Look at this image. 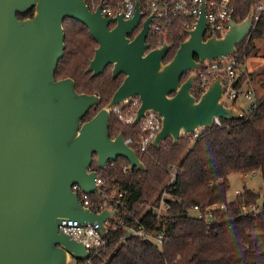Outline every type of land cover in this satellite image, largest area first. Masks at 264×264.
<instances>
[{
	"label": "water",
	"instance_id": "obj_1",
	"mask_svg": "<svg viewBox=\"0 0 264 264\" xmlns=\"http://www.w3.org/2000/svg\"><path fill=\"white\" fill-rule=\"evenodd\" d=\"M140 2L135 0L133 16L125 18L122 12L103 15L101 2L92 10L85 0H0V264L86 260L85 244L58 228L65 218L97 222L106 235L105 221L116 210H90L71 186L77 183L87 193L96 189L95 172L86 170L93 156L100 168L120 156L130 168L145 167L123 131L109 136L115 105L137 95L132 124L146 110L161 116L155 147L168 137L176 144L181 135L212 127L215 118L242 117L234 104L223 103L220 75L198 97L192 89L199 62L237 52V44L251 34L253 8L240 21L230 16L222 34L205 36L201 0L194 26L164 61L172 45L147 42L154 12L142 19ZM30 9L31 16H17ZM65 18L85 24L97 42L85 72L93 77L110 64L112 77L124 75L110 100L85 121L82 117L100 94L77 92L72 77H55L64 52Z\"/></svg>",
	"mask_w": 264,
	"mask_h": 264
},
{
	"label": "trees",
	"instance_id": "obj_2",
	"mask_svg": "<svg viewBox=\"0 0 264 264\" xmlns=\"http://www.w3.org/2000/svg\"><path fill=\"white\" fill-rule=\"evenodd\" d=\"M101 1L96 0V3ZM111 1L117 4L123 0ZM256 2L230 0L232 18L242 20ZM32 14L33 9H30L18 12L17 16L23 18ZM181 21L178 18L174 20L165 38L150 34L147 39L151 47L164 41L172 45L164 61L173 56L179 43L187 36ZM63 27L64 52L57 63L55 77H72L77 92L100 94V101L82 117L85 121L110 100L124 75L120 73L112 77V66L109 64L103 72L91 77L85 68L97 42L86 25L74 18H65ZM262 37L264 11L257 18L251 34L237 44L236 53L242 58L254 53L255 39ZM249 76L264 90V65L249 72ZM108 128L110 137L123 131L124 137L137 139L138 125L124 124L114 113L110 114ZM131 145L135 148L134 143ZM137 154L144 168H130L129 161L120 156L107 169L109 181L118 182L128 189L126 210H119V215L126 225H131L136 217L142 215L143 204L150 201L164 185L166 167L179 164L177 183L172 188L177 198L173 203V216L160 222L149 213L145 214L154 225L166 229L167 238L160 246L137 235L121 238L124 234L119 226L108 232L105 247L91 257V264H264V185L257 191L244 187L233 198L227 197L230 172L258 171L264 182V91L257 95L256 106L244 111L240 118H220V124L202 128L194 139L192 134L181 135L173 144L168 137L158 147L151 144L147 152L137 151ZM90 165L97 167L95 156ZM211 202L227 204L225 209L214 212L216 221L211 225L203 219L187 215L190 206ZM258 202V211L242 212V205ZM84 263L85 260L76 262Z\"/></svg>",
	"mask_w": 264,
	"mask_h": 264
},
{
	"label": "built area",
	"instance_id": "obj_3",
	"mask_svg": "<svg viewBox=\"0 0 264 264\" xmlns=\"http://www.w3.org/2000/svg\"><path fill=\"white\" fill-rule=\"evenodd\" d=\"M204 1L206 9L204 35L222 34L227 29L228 20L232 16L230 0ZM85 2L92 10H95L100 3H96V0H85ZM200 2L201 0H145L144 2H140V10L144 12L142 19L154 12L150 23L149 35L156 34L165 38L176 18L182 20L181 26L187 34L188 29L194 26L196 18L199 16ZM101 3V13L106 16L122 12L125 18H130L135 11V0H123L117 4H113L111 0H102ZM251 8H253V25H255L260 13L264 11V0H257L256 4ZM195 72L196 76L192 89L195 95H200L208 87L211 79L216 75H220V84L223 87L221 98L224 104H232L226 103L224 97L230 102L235 101L239 97H244L247 102L245 108L234 104L243 114L244 111H248L256 106V89L247 71L245 58L240 57L236 52L226 55L222 59L199 62ZM139 104V96H132L125 99L122 103L115 105L111 113H114L124 124H132ZM161 123L160 115L153 110H146L145 115L134 124L138 125L137 139L134 141L132 137H124L125 142L129 145L134 143V150L136 152H147L149 145L152 144V140L161 127ZM214 124H220V118H215ZM201 129H196L194 132L188 134H192L194 139L199 135V130ZM112 165L113 161L107 162L102 168L88 165L86 170L88 172L94 171L96 174L94 180L97 187L91 193L85 192L77 183H73L71 186L77 192L78 200L90 210L100 211L105 207L116 210L114 215L105 221V224L108 226L106 235L103 236L101 234L97 222L80 224L75 219L65 218L58 226L59 229L68 233L72 238L80 240L85 244L86 249L89 251V257L85 260L84 264H91V257L98 254L105 247L108 232L115 230L119 226L122 227L124 234L121 238L137 235L147 238L159 246L162 245L167 238L166 229L154 225V222H150L145 214L149 213L155 217L156 221L160 222L167 221L174 214L173 203L177 198L173 194L172 188L177 183V174L180 169L179 164H171L166 167V182L150 201L143 204L142 215L136 217L131 225H126L123 217L119 215V210H126L125 201L128 189L121 187L118 182L108 180L107 169ZM124 170H126V167ZM250 173L254 172H244L241 175L246 177ZM242 191L243 189L235 190L236 194ZM226 207L227 204L225 202L194 204L187 208V215L203 219L208 225H211L216 221L214 212L223 210ZM241 208L242 212L246 214L258 211L260 205H242Z\"/></svg>",
	"mask_w": 264,
	"mask_h": 264
},
{
	"label": "rangeland",
	"instance_id": "obj_4",
	"mask_svg": "<svg viewBox=\"0 0 264 264\" xmlns=\"http://www.w3.org/2000/svg\"><path fill=\"white\" fill-rule=\"evenodd\" d=\"M245 65H246L248 72H252L256 70L257 68H259L260 66L264 65V38L263 37L255 39L254 53L245 57ZM253 83L256 89V94L259 96L260 94L263 93L264 90L260 86L259 82L253 81ZM224 101L226 103H232L230 101H227L225 97H224ZM235 104L238 107L245 108L247 102L244 97H239L235 100ZM241 174L242 173H239V172H230L228 174V179H229V184H230L229 190L227 192L228 198H233L236 194L235 190H242L244 187H249L256 191L262 189L264 182L262 180L260 172L257 171L254 173H250L246 177H244ZM259 201L261 202L262 199L260 198ZM260 202H258L257 205H260ZM76 262L77 260L75 258H72L69 264H76Z\"/></svg>",
	"mask_w": 264,
	"mask_h": 264
},
{
	"label": "flooded vegetation",
	"instance_id": "obj_5",
	"mask_svg": "<svg viewBox=\"0 0 264 264\" xmlns=\"http://www.w3.org/2000/svg\"><path fill=\"white\" fill-rule=\"evenodd\" d=\"M109 26H110V27L113 26V23H110ZM140 26H141V23H140L137 27H135L134 30H133L132 32L128 33V36L131 37V38L134 37L135 34H136V33L138 32V30L140 29ZM148 37H149V35H148ZM147 39H148V38H147ZM147 39H146V40H147ZM147 42H148V40H147Z\"/></svg>",
	"mask_w": 264,
	"mask_h": 264
}]
</instances>
